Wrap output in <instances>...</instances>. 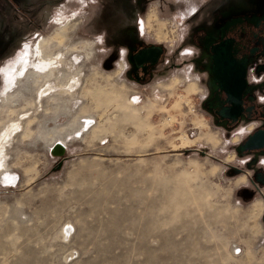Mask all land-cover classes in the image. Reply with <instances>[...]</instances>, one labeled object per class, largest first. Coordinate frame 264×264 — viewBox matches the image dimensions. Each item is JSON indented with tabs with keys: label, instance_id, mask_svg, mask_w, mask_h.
<instances>
[{
	"label": "rangeland",
	"instance_id": "1",
	"mask_svg": "<svg viewBox=\"0 0 264 264\" xmlns=\"http://www.w3.org/2000/svg\"><path fill=\"white\" fill-rule=\"evenodd\" d=\"M144 1L142 32L176 47L183 15L206 0ZM78 2L40 14L15 43L17 30L0 19L10 43L0 55V134L21 123L3 159L18 185L0 177V264H264L263 196L240 195L258 163L235 151L255 124H214L188 67L146 87L129 81L119 44L89 28L96 6ZM43 37L45 56L61 54L48 83L67 89L72 77L74 89L39 98L47 81L24 75L6 91ZM185 134L192 141L178 147ZM60 140L62 157L52 154Z\"/></svg>",
	"mask_w": 264,
	"mask_h": 264
},
{
	"label": "flooded vegetation",
	"instance_id": "2",
	"mask_svg": "<svg viewBox=\"0 0 264 264\" xmlns=\"http://www.w3.org/2000/svg\"><path fill=\"white\" fill-rule=\"evenodd\" d=\"M79 0H0V19L12 33V43L37 21L39 15ZM96 6L89 28L96 26L103 43L119 44V57L125 63L126 78L146 87L174 70L186 67L198 75L201 87L199 105L217 126L234 132L242 123H254L250 133L264 130V0H206L197 2L183 15L186 25L181 41L172 47L142 32L144 0H87ZM98 7V9H97ZM117 10L118 14H112ZM97 12V13H96ZM132 18H135V20ZM127 24L112 26L113 21ZM22 29V30H20ZM0 39V55L9 45ZM2 42V43H1ZM240 108L232 111V108ZM239 156V155H238ZM244 163H258L247 177L240 195L245 200L262 194L264 199V148L247 152Z\"/></svg>",
	"mask_w": 264,
	"mask_h": 264
},
{
	"label": "bare ground",
	"instance_id": "3",
	"mask_svg": "<svg viewBox=\"0 0 264 264\" xmlns=\"http://www.w3.org/2000/svg\"><path fill=\"white\" fill-rule=\"evenodd\" d=\"M43 38L38 43V45H39L38 46L39 47V51L37 52L38 54L36 53V55L35 54L27 55L25 58H23V61L21 63V68L19 70L14 71L13 73L10 74V78L7 79L6 91L11 90L10 87H12L15 84H17L18 81L24 75L28 76L27 80H30L32 77H35V76L37 77L38 76V77H41L43 80H45L44 82L47 81L44 85H41V87L38 90L39 98H42L43 96L49 94L52 91L53 92H57V91L60 90L63 93H67L68 91H70V90L72 91L74 89L73 88L74 87L73 83H74V81H76V78H72V77H70L71 81L69 82V88H67V89L63 88V87L62 88L61 87H57V86L55 87L54 85L48 83V80L50 78H52L54 76L55 72L57 71V67H54V60H61V54L59 56L55 57V58L51 57L50 55H49L50 57H47L48 56L47 54H46L47 56H45L44 55L45 54V44H48V43H46L48 40H46L45 38L43 39ZM35 58H38V60H36ZM46 60H48V61L46 62ZM60 83H62V82H60ZM60 86H61V84H60ZM6 98H7V96L2 97L3 100H5ZM11 123L12 124H10V126L6 130H4L3 133L0 134V177H2V178H3V175L5 173H7V172L3 171L4 167L6 166V165H4V161H3V159L5 157L6 147H8L12 135L16 131H18V129H20V127H21V123L20 122L13 121ZM89 124H90V122L88 124L86 123L83 126V128L88 127ZM179 140H180V143H181L182 146H178V147L188 146V144L192 141V139L190 137H188L186 134L180 136ZM57 143H59L60 146L58 147L56 152L59 153V152H64L65 151V153H66V151H67L66 150V145H65L66 143L60 140V141H57L54 144L56 145ZM55 145H53V146H55ZM8 177L9 176L7 174L4 175V178L6 179V181H9L7 179Z\"/></svg>",
	"mask_w": 264,
	"mask_h": 264
},
{
	"label": "water",
	"instance_id": "4",
	"mask_svg": "<svg viewBox=\"0 0 264 264\" xmlns=\"http://www.w3.org/2000/svg\"><path fill=\"white\" fill-rule=\"evenodd\" d=\"M234 110L239 111L240 108L239 107L232 108L229 111L232 112ZM59 146H60L59 143H57L54 146L52 150V154L58 157H62L65 155V151L57 153L56 151ZM263 148H264V130L258 129L238 146L237 153L239 156H244L247 152H252L254 150H260ZM263 223H264V217H263Z\"/></svg>",
	"mask_w": 264,
	"mask_h": 264
},
{
	"label": "built area",
	"instance_id": "5",
	"mask_svg": "<svg viewBox=\"0 0 264 264\" xmlns=\"http://www.w3.org/2000/svg\"><path fill=\"white\" fill-rule=\"evenodd\" d=\"M140 26H142V21H141V24ZM91 123V122H90ZM10 182H12V187H16L18 185V181H19V175L17 176V174H14V175H10L8 178H7ZM8 181V182H9Z\"/></svg>",
	"mask_w": 264,
	"mask_h": 264
}]
</instances>
